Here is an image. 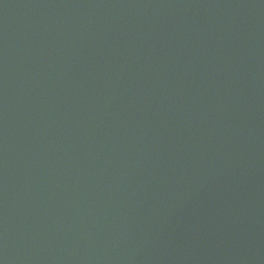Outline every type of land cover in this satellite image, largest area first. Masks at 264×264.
<instances>
[{"label": "water", "instance_id": "1", "mask_svg": "<svg viewBox=\"0 0 264 264\" xmlns=\"http://www.w3.org/2000/svg\"><path fill=\"white\" fill-rule=\"evenodd\" d=\"M0 264H264V0H0Z\"/></svg>", "mask_w": 264, "mask_h": 264}]
</instances>
